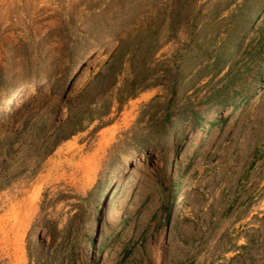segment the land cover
<instances>
[{"label": "rangeland", "instance_id": "rangeland-1", "mask_svg": "<svg viewBox=\"0 0 264 264\" xmlns=\"http://www.w3.org/2000/svg\"><path fill=\"white\" fill-rule=\"evenodd\" d=\"M0 264H264V0H0Z\"/></svg>", "mask_w": 264, "mask_h": 264}, {"label": "bare ground", "instance_id": "bare-ground-1", "mask_svg": "<svg viewBox=\"0 0 264 264\" xmlns=\"http://www.w3.org/2000/svg\"><path fill=\"white\" fill-rule=\"evenodd\" d=\"M93 71H94V69L93 70H90L89 72H87V73H85L82 77H81V79H80V81L78 82V85H76V89H81V88H83V86L85 85V83L88 81V79H89V77L92 75V73H93ZM33 89V88H32ZM22 101V100H21ZM112 209V208H111ZM111 211L112 210H110L109 209V211H108V213H107V218H109L110 216H111Z\"/></svg>", "mask_w": 264, "mask_h": 264}]
</instances>
